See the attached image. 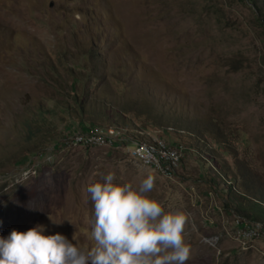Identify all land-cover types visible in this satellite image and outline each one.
Returning a JSON list of instances; mask_svg holds the SVG:
<instances>
[{
    "label": "rangeland",
    "instance_id": "1",
    "mask_svg": "<svg viewBox=\"0 0 264 264\" xmlns=\"http://www.w3.org/2000/svg\"><path fill=\"white\" fill-rule=\"evenodd\" d=\"M263 14L248 0H0V237L43 225L90 249L88 184L150 171L149 195L189 214L186 264H264L262 223L218 193L233 183L264 204ZM79 126L183 157L168 177L120 143H63Z\"/></svg>",
    "mask_w": 264,
    "mask_h": 264
},
{
    "label": "clouds",
    "instance_id": "2",
    "mask_svg": "<svg viewBox=\"0 0 264 264\" xmlns=\"http://www.w3.org/2000/svg\"><path fill=\"white\" fill-rule=\"evenodd\" d=\"M154 186L150 171L138 186L118 182L109 171L86 189L94 207L90 249L60 233L45 235L44 226L36 225L0 237V264H186L189 214L180 208L166 211L149 195Z\"/></svg>",
    "mask_w": 264,
    "mask_h": 264
},
{
    "label": "bare ground",
    "instance_id": "3",
    "mask_svg": "<svg viewBox=\"0 0 264 264\" xmlns=\"http://www.w3.org/2000/svg\"><path fill=\"white\" fill-rule=\"evenodd\" d=\"M90 130V129H89ZM91 130H96L100 133H111L113 132V140H121V139H129L131 141V136H127L125 133L120 131L119 129H111V128H104V127H94ZM68 138V137H67ZM72 140V137H71ZM135 144L140 145L143 147L147 152H153L154 154H158V159L164 161V166L168 167L169 170L166 171L163 166H161L158 159H152V157H145L142 155L141 152H136L134 149L133 154L136 156V158L139 159L141 163H143L145 166L152 167L153 169L161 172L162 174L169 177V175H173L178 168L181 159H176V157L173 155L172 151L167 148V144L164 141H160L158 139H148V140H139L135 139ZM73 145H81V146H93V145H114L118 142L111 141V139H97V141L94 142V136H87V135H78V141H71L69 142ZM119 144V143H118ZM176 150L184 151L183 147L175 146ZM239 223V222H238ZM252 227V228H251ZM248 228H242V235L243 238L251 239L255 238L254 236H251L250 233H256V237L260 235V230L258 231L256 226H251ZM262 231V230H261Z\"/></svg>",
    "mask_w": 264,
    "mask_h": 264
},
{
    "label": "trees",
    "instance_id": "4",
    "mask_svg": "<svg viewBox=\"0 0 264 264\" xmlns=\"http://www.w3.org/2000/svg\"><path fill=\"white\" fill-rule=\"evenodd\" d=\"M247 1V0H246ZM252 3L253 7L255 9H258V11H261L263 9L264 11V0H248ZM263 23H264V14H263ZM78 130H86L89 128V126H79ZM119 127H117L118 129ZM93 129V128H92ZM89 130V129H88ZM91 130V129H90ZM122 131L121 129H119ZM125 131V130H124ZM123 132V131H122ZM124 133V132H123ZM133 136V135H132ZM136 139L139 140H145V138L141 136H133ZM171 144H176V143H171ZM173 146H178V145H173ZM180 146V144H179ZM212 183H214V180H211ZM227 188H222L221 190H218V193H220L221 197H226L227 200H234L235 202L233 203L234 205H237V208H234L237 213L244 215L245 217H248L256 223H262V227L264 228V204H261L260 200L254 199L253 197L245 194H239L237 193V188L235 184L232 183L227 185ZM237 197H246V199L249 201V209L250 212L246 208L243 207L242 202L238 200ZM253 198L254 200L250 199ZM233 209L232 207L229 208L231 211Z\"/></svg>",
    "mask_w": 264,
    "mask_h": 264
},
{
    "label": "built area",
    "instance_id": "5",
    "mask_svg": "<svg viewBox=\"0 0 264 264\" xmlns=\"http://www.w3.org/2000/svg\"><path fill=\"white\" fill-rule=\"evenodd\" d=\"M68 132H72V140H64L63 143L71 142V141H78V135H87V136H94V142L97 141V139H111V141H116L124 146L134 148L136 152H141L142 155L145 157H152V159H158V154H154L153 152H147L143 147L137 144H132L129 139H121V140H113V132L111 133H100L96 130H69ZM160 141H164L162 139L157 138ZM167 148L170 149L173 153V155L176 157V159H182L183 152L181 150H176L175 146H173L171 143H167ZM161 166L165 168L166 171L169 170L168 167L164 166V161L158 159ZM248 225H255L256 224H250L249 222H240L239 221V229L238 232H240L241 228H248ZM251 236H254L256 238V233H250Z\"/></svg>",
    "mask_w": 264,
    "mask_h": 264
}]
</instances>
